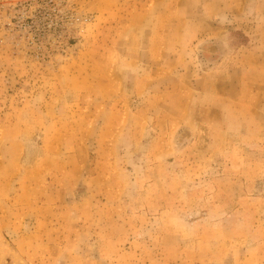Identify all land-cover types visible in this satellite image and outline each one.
<instances>
[{"label": "rangeland", "instance_id": "obj_1", "mask_svg": "<svg viewBox=\"0 0 264 264\" xmlns=\"http://www.w3.org/2000/svg\"><path fill=\"white\" fill-rule=\"evenodd\" d=\"M0 264H264V0H0Z\"/></svg>", "mask_w": 264, "mask_h": 264}]
</instances>
